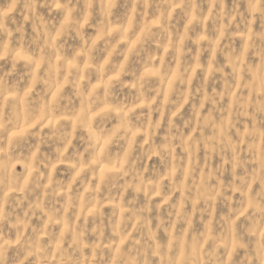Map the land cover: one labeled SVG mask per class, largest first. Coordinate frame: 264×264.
Segmentation results:
<instances>
[{"label": "clouds", "instance_id": "clouds-1", "mask_svg": "<svg viewBox=\"0 0 264 264\" xmlns=\"http://www.w3.org/2000/svg\"><path fill=\"white\" fill-rule=\"evenodd\" d=\"M0 264H264V0H0Z\"/></svg>", "mask_w": 264, "mask_h": 264}]
</instances>
